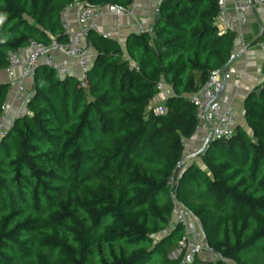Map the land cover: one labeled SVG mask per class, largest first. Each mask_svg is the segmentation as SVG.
Instances as JSON below:
<instances>
[{"label":"trees","instance_id":"16d2710c","mask_svg":"<svg viewBox=\"0 0 264 264\" xmlns=\"http://www.w3.org/2000/svg\"><path fill=\"white\" fill-rule=\"evenodd\" d=\"M74 1L0 0V71L33 40L65 44ZM219 11V0H161L152 30L125 48L90 31L86 88L75 74L37 67L25 111L0 141V264H181L170 255L182 226L154 239L175 202L200 219L219 256L192 264H264V81L244 103L248 130L211 140L195 156L202 166L184 164L197 128L191 95L227 67L237 39L220 30ZM162 80L173 95L156 115ZM11 86L0 83V118Z\"/></svg>","mask_w":264,"mask_h":264},{"label":"built area","instance_id":"2783aa9c","mask_svg":"<svg viewBox=\"0 0 264 264\" xmlns=\"http://www.w3.org/2000/svg\"><path fill=\"white\" fill-rule=\"evenodd\" d=\"M257 6H264V0H233L235 16H230L227 0H219V18L225 22L228 29L233 30L237 24H247L249 14ZM71 7H74L77 11L76 29H72L68 21V12ZM69 8L63 13V26L68 38L65 44L59 43L54 39L47 46L33 40L27 48L9 52V65L5 68V72L11 78L12 86L10 92L13 94V101L9 102L7 100L3 107L4 114L0 118V141L8 128L6 124L14 103L20 106L18 108L20 113H18L20 115L23 114V108L30 96L28 86L32 83L35 71L39 65H47L62 76L75 74L73 67L77 66L79 70L77 76L80 79L81 86L87 87V75L92 57L84 46V41L90 31H98L97 19L102 15L103 11L99 7L79 0H75ZM135 9V0H131L127 8H116L115 14L128 13L134 15ZM239 48L234 47L230 60H234L237 57ZM55 51H60L65 57L56 59ZM224 85V69L213 70L209 73L201 89L191 95V101L196 107V135L202 143L201 149L213 139L231 137L239 123L238 114L232 109L223 108L219 100ZM166 110L163 106H157L152 109L156 115L164 114ZM196 154L189 152L188 156H196ZM174 214L175 219L173 215L168 230L176 227L172 226L175 223L174 220H176V224L184 228V234L178 243L179 247L170 256L173 259L180 258L181 264H192L197 256L200 257L205 252L212 250L208 247L207 242L197 240L193 222L197 219L194 214L178 202H175ZM214 255L215 260H218L219 256L215 253ZM225 262L227 264V260Z\"/></svg>","mask_w":264,"mask_h":264},{"label":"crops","instance_id":"0c3cea01","mask_svg":"<svg viewBox=\"0 0 264 264\" xmlns=\"http://www.w3.org/2000/svg\"><path fill=\"white\" fill-rule=\"evenodd\" d=\"M159 4L160 0H135L136 9L134 15L128 13L117 15L115 10L119 7L111 5L101 6L99 8H101L103 13L97 19L98 32L118 40L125 48L127 39L131 34L150 32L152 30L158 17ZM227 8L229 15L235 16L233 0H227ZM77 18L76 9L74 7L69 8L68 21L72 29L77 28ZM218 26L222 32L228 30L225 22L220 18H218ZM233 30L237 33L235 47L240 48L237 57L229 61L228 68L224 72L225 85L219 100L223 108L232 109L238 114V125L248 130L245 121L244 103L249 93L264 81V42L257 41L264 30V6L255 7L248 16V23L245 25L237 24ZM84 46L93 59L96 51L87 41V38L84 41ZM54 55L56 59L65 57L60 51H55ZM73 72L76 75L79 73L77 66L73 67ZM0 83H11V78L5 70L0 71ZM171 95H173L172 87L162 80L159 84V92L153 98L150 106L153 108L157 106L166 108L165 102ZM8 101H13L12 92L9 94ZM19 107L17 103L12 105L6 124L8 128L11 127L16 119V112ZM186 146L187 152L198 153L202 143L195 134L193 138L187 140ZM201 235L203 237V234ZM200 257L207 259L204 255Z\"/></svg>","mask_w":264,"mask_h":264},{"label":"rangeland","instance_id":"374dc122","mask_svg":"<svg viewBox=\"0 0 264 264\" xmlns=\"http://www.w3.org/2000/svg\"><path fill=\"white\" fill-rule=\"evenodd\" d=\"M32 90V83H30L29 84V86H28V92H30ZM153 109V107H151L150 106V108H149V110H152ZM25 111V106H24V108H23V112ZM19 111L17 110V112H16V117H18V116H20V112L18 113ZM189 155V152H187L186 154H185V159H184V164H187V163H191V162H193V161H197L198 163H199V165H201L202 166V162L198 159V158H196L195 156H191V157H189L188 156ZM174 219H175V214H174ZM196 221L194 220L193 222H194V227H195V234H196V238H197V240H199V241H203L204 240V242H206V240L205 239H203V237H202V235L201 234H203V232H202V230H201V228H200V219L196 216ZM174 222L175 223H173V227H175L177 224H176V220H174ZM170 231H172V228L170 229V230H166V231H164L163 233H161V234H159V235H156V236H154V239H155V241H157V240H159L161 237H163V236H167L169 233H170ZM202 232V233H201ZM184 234V233H183ZM180 241V240H179ZM179 243V242H178ZM176 244V246L174 247V249H173V251L174 250H176L179 246V244ZM172 251V252H173ZM204 256H205V258H207V259H209V260H213V261H215V255H214V252L213 251H207V252H205L204 254H203ZM227 264H234V263H232L231 261H227Z\"/></svg>","mask_w":264,"mask_h":264},{"label":"water","instance_id":"95a60500","mask_svg":"<svg viewBox=\"0 0 264 264\" xmlns=\"http://www.w3.org/2000/svg\"><path fill=\"white\" fill-rule=\"evenodd\" d=\"M158 14H159V11L157 12V16H158ZM227 68H228V67H225L224 72L227 70ZM204 149H205V147H203L198 153L202 152ZM177 172H178V170L175 172L174 179H175L176 176H177ZM201 230H202V228H201ZM202 232H203V231H202ZM203 236H204V238H205L204 233H203ZM205 240H206V239H205Z\"/></svg>","mask_w":264,"mask_h":264},{"label":"clouds","instance_id":"9594fccd","mask_svg":"<svg viewBox=\"0 0 264 264\" xmlns=\"http://www.w3.org/2000/svg\"><path fill=\"white\" fill-rule=\"evenodd\" d=\"M3 20V17H0V21H2Z\"/></svg>","mask_w":264,"mask_h":264}]
</instances>
